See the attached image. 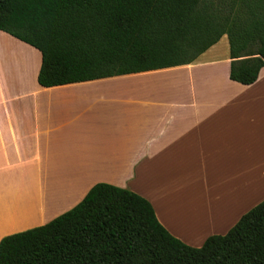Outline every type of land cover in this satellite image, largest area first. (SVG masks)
Returning a JSON list of instances; mask_svg holds the SVG:
<instances>
[{"label": "crops", "instance_id": "crops-1", "mask_svg": "<svg viewBox=\"0 0 264 264\" xmlns=\"http://www.w3.org/2000/svg\"><path fill=\"white\" fill-rule=\"evenodd\" d=\"M1 39L32 49L37 66L15 75L0 61V240L71 209L98 182L147 198L197 247L264 200V65L253 83L232 79L230 50L218 56L215 43L187 64L45 87L41 52ZM196 205L224 215L185 233L172 217Z\"/></svg>", "mask_w": 264, "mask_h": 264}, {"label": "trees", "instance_id": "trees-1", "mask_svg": "<svg viewBox=\"0 0 264 264\" xmlns=\"http://www.w3.org/2000/svg\"><path fill=\"white\" fill-rule=\"evenodd\" d=\"M0 30L42 55L45 87L187 64L228 36L230 76L264 65V0H0ZM0 264H264V200L192 246L135 191L94 184L49 222L4 236Z\"/></svg>", "mask_w": 264, "mask_h": 264}, {"label": "rangeland", "instance_id": "rangeland-1", "mask_svg": "<svg viewBox=\"0 0 264 264\" xmlns=\"http://www.w3.org/2000/svg\"><path fill=\"white\" fill-rule=\"evenodd\" d=\"M8 41L0 40V61L4 67H8L9 71H13L15 75H20L24 71L32 72L37 66L36 53L21 43H17L11 39ZM215 50L218 56L224 57L229 54V41L228 36L224 35L218 43L215 45ZM192 206L191 208H193ZM189 208L188 210H190ZM217 208L213 212L206 205H196L192 210V214H188L189 211L183 210L177 212L172 217L176 226H178L185 233L204 232L207 229L212 228V218H218L224 215L222 208ZM211 211V212H210ZM204 212L203 214H200Z\"/></svg>", "mask_w": 264, "mask_h": 264}]
</instances>
